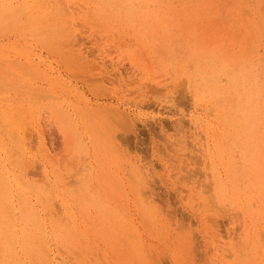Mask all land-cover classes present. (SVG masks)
<instances>
[{
    "label": "rangeland",
    "instance_id": "obj_1",
    "mask_svg": "<svg viewBox=\"0 0 264 264\" xmlns=\"http://www.w3.org/2000/svg\"><path fill=\"white\" fill-rule=\"evenodd\" d=\"M0 264H264V0H0Z\"/></svg>",
    "mask_w": 264,
    "mask_h": 264
},
{
    "label": "bare ground",
    "instance_id": "obj_2",
    "mask_svg": "<svg viewBox=\"0 0 264 264\" xmlns=\"http://www.w3.org/2000/svg\"><path fill=\"white\" fill-rule=\"evenodd\" d=\"M76 1V0H75ZM99 5V4H98ZM15 14V13H14ZM35 16V15H34ZM26 18V17H25ZM37 23V22H36ZM62 249V248H61Z\"/></svg>",
    "mask_w": 264,
    "mask_h": 264
}]
</instances>
